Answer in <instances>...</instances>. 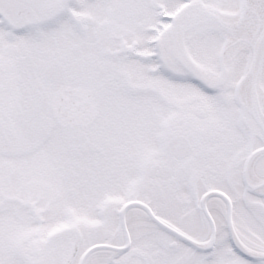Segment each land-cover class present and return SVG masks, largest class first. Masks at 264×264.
I'll list each match as a JSON object with an SVG mask.
<instances>
[{"label": "snow or ice", "instance_id": "6c2138e0", "mask_svg": "<svg viewBox=\"0 0 264 264\" xmlns=\"http://www.w3.org/2000/svg\"><path fill=\"white\" fill-rule=\"evenodd\" d=\"M0 264H264V0H0Z\"/></svg>", "mask_w": 264, "mask_h": 264}]
</instances>
